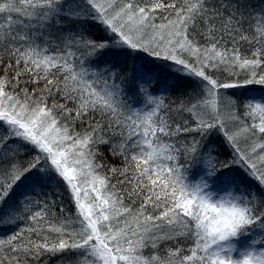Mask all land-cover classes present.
<instances>
[{
	"label": "snow or ice",
	"instance_id": "6c2138e0",
	"mask_svg": "<svg viewBox=\"0 0 264 264\" xmlns=\"http://www.w3.org/2000/svg\"><path fill=\"white\" fill-rule=\"evenodd\" d=\"M0 264H264V0H0Z\"/></svg>",
	"mask_w": 264,
	"mask_h": 264
}]
</instances>
